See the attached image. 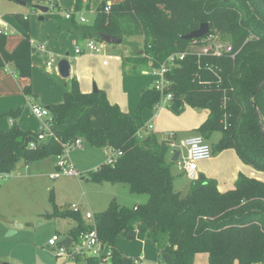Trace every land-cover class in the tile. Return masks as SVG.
I'll use <instances>...</instances> for the list:
<instances>
[{"label":"trees","instance_id":"16d2710c","mask_svg":"<svg viewBox=\"0 0 264 264\" xmlns=\"http://www.w3.org/2000/svg\"><path fill=\"white\" fill-rule=\"evenodd\" d=\"M51 1L57 6V0ZM88 6V0H75L70 18L54 14L58 30L96 41L109 34L122 38V43L141 36L142 49L121 57L124 74L128 61L133 63L132 71L143 63L152 69L168 55L185 52L165 76L166 91L178 112L185 104L207 109L197 133L206 139L219 132L215 149H233L244 163L264 170V0H123L109 4L108 11L102 0L91 24L78 23L76 14ZM24 21V32L13 51L5 49L6 36L0 34V68L11 65L19 77H29L31 70L32 45ZM204 22L209 32L228 35L230 52L198 54L202 38L181 37ZM68 80L63 101L49 105L52 133L45 140H37L38 131L24 130L14 120L7 130H0V171L15 170L20 161L28 164L57 156L77 138L120 151L114 165L102 163L89 171L90 179L126 183L133 192L147 193L148 200L136 209L111 200L105 210L94 214L100 238L112 246L111 264H123L124 254L114 242L119 233L132 230L145 232L159 253L170 256L169 264H194L198 253L208 254L209 264L264 261L263 181L239 172L234 187L221 192L216 179L199 173L187 193L174 190L168 141L155 133L137 135L144 126L141 112L159 101V92L153 87L142 89L132 117L112 103L104 90L82 92L76 78ZM14 114L15 110L8 113ZM31 142L34 147L29 146ZM54 215L77 221L69 233L73 239L87 230L81 214L69 208Z\"/></svg>","mask_w":264,"mask_h":264},{"label":"rangeland","instance_id":"374dc122","mask_svg":"<svg viewBox=\"0 0 264 264\" xmlns=\"http://www.w3.org/2000/svg\"><path fill=\"white\" fill-rule=\"evenodd\" d=\"M74 2L57 0L56 6L51 0H30L25 5L16 0H0V28L8 31L6 44L13 43L15 48L21 40L23 18L29 28L32 48L35 49L31 54L29 77H19L11 65L5 66L6 74L1 72L6 76L2 77L4 84L0 88V130H7L11 126V116L25 130L37 132L47 128V118H37L32 113V106L63 101L64 84L69 82L70 77L62 78L57 64L67 53L77 71L80 89L89 85L90 92L95 84L98 89L106 91L111 102L132 117L136 116L141 90L154 85L158 76L145 63L132 71L133 63L128 61L125 74L121 68V57L130 56L134 49H142L141 36L127 38L121 44L97 41L101 52L92 53L85 48L87 39H81L76 32L58 30L53 15L59 13L63 16L65 12H72ZM101 2L88 0V8L76 14L78 23L91 24ZM35 5L48 7L44 20H39L42 13ZM80 16L84 17V22H80ZM223 37L220 36V41L227 42L228 35ZM77 47L84 49L83 52L76 54ZM48 63L51 64L50 68ZM27 86L30 87L29 92L24 91ZM12 110L16 114L9 116ZM207 114V109H193L187 104L176 113L162 100L152 108L144 109L140 117L144 125L153 126L152 131L144 130V134L155 133L162 139L174 133V147L180 152L179 159H183L187 157L188 149L180 145L181 141L196 134L195 130H188L187 127L192 122L203 120ZM219 139L220 133L217 131L205 139L212 154L209 159L197 161L198 172L216 179L221 192L232 189L233 179L242 171L264 182V170L242 162L235 150L215 149ZM110 155V148L96 147L85 140L80 148L71 147L67 159L80 173L78 177H51L58 161L54 155L27 166L20 161L13 174L0 181V264H89L84 258L67 259L60 256L57 247L48 245L53 234L66 231V222L56 217L54 212L77 205L84 216L86 212L96 214L106 209L111 200L130 209L142 206L148 200L147 193L133 192L126 183H98L90 179L89 171L105 163ZM171 156L169 153L167 159L170 160ZM240 166H246L249 171L245 172L243 168L239 171ZM171 172L174 190L187 193L190 180L179 169L177 161L171 165ZM17 224L21 227H17ZM11 230H15V233L7 235ZM114 246L125 255L123 264H169L168 255L159 253L154 242L143 231L136 230L134 237L119 233ZM106 262L110 264V261ZM254 264H264V261Z\"/></svg>","mask_w":264,"mask_h":264},{"label":"built area","instance_id":"2783aa9c","mask_svg":"<svg viewBox=\"0 0 264 264\" xmlns=\"http://www.w3.org/2000/svg\"><path fill=\"white\" fill-rule=\"evenodd\" d=\"M109 10V4L106 6V11ZM80 13V12H79ZM72 12H65L63 16L68 19L70 18ZM80 22H84V17L79 18ZM0 34L7 36L8 31L5 28L0 29ZM203 44L199 48L198 54H207L212 53L214 55L219 56L222 53H227L231 51V44L228 42H221L219 34H215L212 32L207 33L205 36L202 37ZM96 40L90 39L87 40V44L85 46L86 49H88L92 53H100L101 47L96 45ZM76 52L80 53L83 52L82 49L76 48ZM185 52L180 53H172L167 56V58L162 62L158 67L152 68L151 71L155 74H157V79L152 86L155 90L159 92V101L165 100L169 106H171L172 103V95L170 92L166 91V87L168 85V81L166 79V74L170 70L172 66H174L178 61L182 60L185 56ZM105 62V61H104ZM51 67V64L48 63V68ZM158 102L156 104H158ZM155 104V105H156ZM32 113L37 118H43L46 117L47 121V128L46 129H40L37 134L36 138L37 140H45L48 135H50L52 132L50 130V124L52 122V117L50 114V111L48 108L41 106V105H33L32 106ZM153 126L151 124L144 125L138 132L137 135L142 138L145 134L146 130L152 131ZM145 130V131H144ZM168 141L169 147H170V154L173 155L176 152V149L174 147L173 139H174V133H169L167 136L164 137ZM82 143L81 138L75 139L71 144H67L64 147V150L61 154L57 155L58 161L56 165V170L54 173H52L50 176L57 178L62 175L72 176V177H78L80 173L78 170L73 166V164L70 162L68 157V150L71 147L74 148H80ZM181 146L187 147V157L183 159H177V164L179 166V169L182 171L183 174L190 180H195L198 177V171H197V161L209 159L212 154V149L210 145L206 142L205 138L200 134H195L193 136L187 137L180 143ZM30 147H34V142H31L29 144ZM111 155L105 162L108 165H114L117 161V158L122 155V152L120 151H114L110 149ZM14 170L10 172H3L0 171V181L5 180L6 178L10 177L13 174ZM136 209V208H135ZM71 210L76 213H80V207L77 205H73ZM84 218L87 221V230L80 233L77 239H72L70 245L66 246L64 244H60V241L62 238L59 236V234H53L51 238L48 241V245L51 247H57L58 248V255L63 256L67 259L70 258H84L87 260H93L96 262V264H109L106 261H110L111 264V256H112V246L107 245L103 242V240L100 238L96 224L94 219V214L91 212H86L84 214ZM159 264H163L159 262Z\"/></svg>","mask_w":264,"mask_h":264},{"label":"water","instance_id":"95a60500","mask_svg":"<svg viewBox=\"0 0 264 264\" xmlns=\"http://www.w3.org/2000/svg\"><path fill=\"white\" fill-rule=\"evenodd\" d=\"M17 2H19L20 4H23L25 5V2L22 1V0H16ZM35 8H37L42 14H45L47 11H48V7L46 6H39V5H35L34 6ZM39 20H44V16L43 15H40L39 16ZM210 31V27H209V24L204 22L202 23L199 28L195 29V30H192L184 35H182L181 37L185 40H189V39H198V38H202L203 36H205L207 33H209ZM100 41L102 42H107V43H111V44H121L122 43V38H118V37H115L113 35H109V34H102L101 35V38H100ZM35 49L32 48V52H34ZM68 54V53H67ZM67 54L65 57L61 58L57 64L58 66V72H59V75L62 77V78H68L70 77V69H71V65H70V62L69 60L67 59ZM260 87V86H259ZM258 87V88H259ZM256 88L254 90V92L252 93V98L254 97L257 89ZM97 87L96 85L94 84L93 85V89H92V92H96L97 91ZM255 106V105H254ZM46 108H50L49 105L45 106ZM171 110L178 113L179 109H178V106L176 105V103H172L171 104ZM263 137H264V133H263ZM180 152L176 151L174 154H173V157L171 158L172 161H177L178 159V156H179ZM18 225L20 224H17V227H19ZM135 230H132L128 233V236L129 237H134L135 236ZM15 233V230H11L7 233V235H10V234H13ZM72 239L70 236H66L64 237L61 241H60V244H64L66 246L70 245Z\"/></svg>","mask_w":264,"mask_h":264},{"label":"crops","instance_id":"0c3cea01","mask_svg":"<svg viewBox=\"0 0 264 264\" xmlns=\"http://www.w3.org/2000/svg\"><path fill=\"white\" fill-rule=\"evenodd\" d=\"M121 1H123V0H105V2L107 3V4H115V3H119V2H121ZM76 19H77V17H76ZM78 20V19H77ZM1 29V28H0ZM14 44L13 43H10V44H6L5 45V49L7 50V51H9V52H11V51H13L14 49ZM17 46V45H16ZM78 48V47H77ZM82 50H84V49H82ZM75 53L76 54H80V53H82V52H80V53H77L76 52V49H75ZM63 57H65V56H63ZM67 59L69 60V62H70V65H71V69H70V78L71 77H74V78H76V76H77V74H76V69L73 67V65L71 64V60H70V58L68 57V55H67ZM104 64L106 63V61L105 62H103ZM6 67L5 68H0V88L3 86V84H4V80H2V77H4V76H6V75H2V71L6 74ZM10 72L8 71V76L10 75L9 74ZM7 76V77H8ZM10 77V76H9ZM8 77V78H9ZM78 81V80H77ZM79 84V83H78ZM85 86V85H84ZM150 88V87H149ZM29 90H30V88H29ZM103 90V89H102ZM81 91L82 92H86V93H89V85H86V87H81ZM105 91V90H104ZM90 92H92V91H90ZM106 92V91H105ZM63 94H64V90H63ZM53 103H59V102H52V103H50V104H53ZM113 103V102H112ZM49 104V105H50ZM47 106V105H46ZM45 107V106H44ZM208 115V114H207ZM207 117V116H206ZM206 117L203 119V120H201V121H195V122H192L187 128H188V130H195L196 131V128H198V126L206 119ZM11 121H10V124H11V122L13 121V119L11 118L10 119ZM199 122V123H198ZM23 129V128H22ZM25 130V129H24ZM196 134H197V131H196ZM163 137H165V136H163ZM175 137V136H174ZM163 139V138H162ZM83 141V140H82ZM81 145H82V143H81ZM104 148V147H103ZM40 160V159H39ZM37 161V160H36ZM242 161V160H241ZM33 162H35V161H33ZM33 162H31V163H33ZM243 162V161H242ZM24 163V162H23ZM31 163H28V164H25L26 166L27 165H30ZM102 164V163H101ZM100 164V165H101ZM236 166H238V164L236 165ZM240 168H243L244 170H246L245 172H248L249 171V169L246 167V166H240V167H238V169H239V171H241L242 169H240ZM197 171H198V167H197ZM243 172V171H242ZM199 173H201V172H198V174ZM204 174V173H203ZM239 174V173H238ZM237 174V175H238ZM243 174H246V173H244L243 172ZM205 175V174H204ZM247 175V174H246ZM247 176H252V175H247ZM237 177V176H236ZM236 177L233 179V181L235 182V179H236ZM83 179V178H82ZM234 182H233V184H234ZM109 204V203H108ZM107 208V207H106ZM105 210V209H104ZM103 211V210H102ZM101 212V211H100ZM81 214V213H80ZM81 217L83 218V220L87 223V221L85 220V218H84V216L81 214ZM58 218H61V219H63L65 222H66V228H65V232H63V233H60V232H57L58 234H59V236L63 239L64 237H66V236H69V233H70V231L72 230V229H74L76 226H77V221L76 220H74V219H72V218H70V217H58ZM19 227H21V225H18ZM136 231V230H135ZM128 235V234H127ZM135 235H136V232H135ZM71 237V236H70ZM168 255V254H167ZM125 256V255H124ZM168 258H169V261H170V256L168 255ZM235 263H238L237 261L236 262H234V264ZM90 264V263H89ZM194 264H209V262H208V254H206V253H198V254H196L195 255V259H194ZM239 264V263H238Z\"/></svg>","mask_w":264,"mask_h":264}]
</instances>
